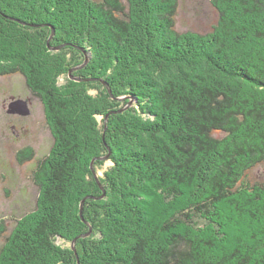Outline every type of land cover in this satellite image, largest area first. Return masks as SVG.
<instances>
[{
  "label": "trees",
  "instance_id": "trees-1",
  "mask_svg": "<svg viewBox=\"0 0 264 264\" xmlns=\"http://www.w3.org/2000/svg\"><path fill=\"white\" fill-rule=\"evenodd\" d=\"M180 2L0 0V74L55 136L0 264H264V0H212L206 32Z\"/></svg>",
  "mask_w": 264,
  "mask_h": 264
},
{
  "label": "rangeland",
  "instance_id": "rangeland-1",
  "mask_svg": "<svg viewBox=\"0 0 264 264\" xmlns=\"http://www.w3.org/2000/svg\"><path fill=\"white\" fill-rule=\"evenodd\" d=\"M212 4V0H181L177 14L178 30L210 31L219 16ZM53 30L55 34L57 30ZM52 38L54 35L48 39L52 51L59 52L66 46H53ZM87 55L89 59L91 54ZM88 59L73 67L66 77L62 76L59 84L65 85L69 80L89 81L87 77L75 75L76 71L90 62ZM138 67L142 70V67ZM20 98L29 102L30 114L9 112V103ZM130 102V105L137 104L133 98L129 99ZM47 117L44 102L33 94L24 74H0V220L4 219L9 229L14 228L16 220L36 208L39 187L33 180L32 165L39 158L51 153L55 141ZM31 151H35L33 158L22 160L24 152ZM251 174L255 180H264V163L258 165ZM88 235L90 234L85 237ZM4 240L0 238V246Z\"/></svg>",
  "mask_w": 264,
  "mask_h": 264
},
{
  "label": "water",
  "instance_id": "water-1",
  "mask_svg": "<svg viewBox=\"0 0 264 264\" xmlns=\"http://www.w3.org/2000/svg\"><path fill=\"white\" fill-rule=\"evenodd\" d=\"M104 84L107 85V82L104 81ZM109 89L111 90L110 87ZM28 104L29 102L23 98L13 100L11 103H9V112L14 113V114L28 115L31 112V109L29 108Z\"/></svg>",
  "mask_w": 264,
  "mask_h": 264
},
{
  "label": "bare ground",
  "instance_id": "bare-ground-1",
  "mask_svg": "<svg viewBox=\"0 0 264 264\" xmlns=\"http://www.w3.org/2000/svg\"><path fill=\"white\" fill-rule=\"evenodd\" d=\"M113 112V111H112Z\"/></svg>",
  "mask_w": 264,
  "mask_h": 264
}]
</instances>
